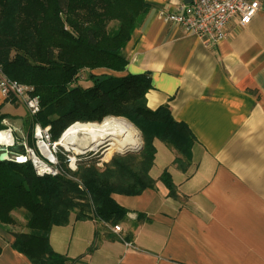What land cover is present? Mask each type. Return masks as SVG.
<instances>
[{
    "label": "crops",
    "instance_id": "crops-1",
    "mask_svg": "<svg viewBox=\"0 0 264 264\" xmlns=\"http://www.w3.org/2000/svg\"><path fill=\"white\" fill-rule=\"evenodd\" d=\"M145 2L147 15L122 51L125 70L94 73H149L146 106H167L190 129L189 158L154 138V187L112 194L124 218L111 224L71 214L50 228L49 244L81 257L76 264H264V6L245 26L231 19L227 37L207 45L161 16L184 0ZM0 114L29 143L26 107L0 94ZM164 170L176 196L160 181ZM12 241L0 228V264H31Z\"/></svg>",
    "mask_w": 264,
    "mask_h": 264
},
{
    "label": "trees",
    "instance_id": "trees-1",
    "mask_svg": "<svg viewBox=\"0 0 264 264\" xmlns=\"http://www.w3.org/2000/svg\"><path fill=\"white\" fill-rule=\"evenodd\" d=\"M148 8L145 0H0V70L32 85L39 96L41 110L32 124L49 126L52 140H57L76 121L121 116L140 129L144 139L140 151L113 155L103 170L94 163L77 165L73 178L39 176L29 160H0V228L13 236L11 247L31 264L77 263L81 257L55 252L48 240L50 228L66 223L71 214L111 224L124 218L127 210L112 194L137 195L154 187L149 176L154 138L189 158L194 140L190 129L174 120L167 106H146L149 73H94L125 70L128 61L122 51ZM5 116L0 114V129ZM28 134L32 138V132ZM58 158L67 168L64 157ZM111 175L121 180L112 182ZM160 181L169 195H177L167 170ZM80 199H88L91 206L81 207ZM18 209L26 212L29 232L6 227L14 221L11 212Z\"/></svg>",
    "mask_w": 264,
    "mask_h": 264
},
{
    "label": "built area",
    "instance_id": "built-area-1",
    "mask_svg": "<svg viewBox=\"0 0 264 264\" xmlns=\"http://www.w3.org/2000/svg\"><path fill=\"white\" fill-rule=\"evenodd\" d=\"M263 6L264 0H189L176 4L170 10L162 11L161 16L165 21L177 24L184 31L197 35L207 45H214L227 37L226 25L231 19H235L239 26H245ZM33 90L32 85L11 79L0 70V94L6 99L22 103L32 117L41 110L40 98ZM49 128L42 127L39 123L33 124V146L24 139L18 141L11 127L1 128L0 152L5 151L6 159L16 162L29 160L39 176L56 177L69 174L68 177L73 178L71 173L77 168L80 153L64 155V163L68 168L65 173ZM16 144L23 146V152L12 151L11 147ZM42 147L46 148L47 154ZM113 230L120 231V226L114 225Z\"/></svg>",
    "mask_w": 264,
    "mask_h": 264
},
{
    "label": "bare ground",
    "instance_id": "bare-ground-1",
    "mask_svg": "<svg viewBox=\"0 0 264 264\" xmlns=\"http://www.w3.org/2000/svg\"><path fill=\"white\" fill-rule=\"evenodd\" d=\"M140 143L139 133L131 122L122 117L107 116L100 123L70 125L54 145H60L79 154L84 149L96 150L103 144L104 157H109L113 153L137 149ZM42 150L46 153V148L42 147Z\"/></svg>",
    "mask_w": 264,
    "mask_h": 264
},
{
    "label": "rangeland",
    "instance_id": "rangeland-1",
    "mask_svg": "<svg viewBox=\"0 0 264 264\" xmlns=\"http://www.w3.org/2000/svg\"><path fill=\"white\" fill-rule=\"evenodd\" d=\"M82 72H83L82 75L84 77H86V74H87L86 70H84V71L82 70ZM115 117H121V116H115ZM122 118H125V117H122ZM125 119L127 121H129L127 118H125ZM129 122H131V121H129ZM80 123H87V122H80ZM95 123H100V122H95ZM133 126L137 129V131L139 133V137L141 139V143H140V146L137 149L128 151L126 153H137L138 151H140V149L142 148L143 143H144L143 135H142L140 129H138L134 124H133ZM30 129L31 128H28L27 129V132L30 133ZM64 131L65 130H63L62 133ZM60 135H59V137H60ZM26 136H27V138L29 140V144L33 146V144H34L33 137L30 138L29 134H27ZM55 141L56 140H52L53 143ZM56 150H57V153L60 154L63 157H65L64 155H67V154H71V155L73 154V151L72 150L65 149L64 147H62L60 145H56ZM104 151H105V147H104L103 144L99 145L96 148V150L84 149L83 152L80 153V157H79V160H78V163L79 164L77 163L76 165H81V164L85 163V165L88 166V165H91V164L94 163L97 168H99L100 170L101 169L103 170V168H104V165L103 164L106 163V162H109L111 160V158L113 157V155H125L126 154V153H124V154L113 153L109 157H104ZM67 169L68 168H65L64 167L65 173H67ZM68 176H70V175L69 174L64 175L65 178L66 177L69 178ZM110 179L112 180V182L113 181L116 182L118 180H121L120 177H117L116 175H111L110 176ZM79 202H80L81 207H83V208H88L89 205L91 206V204H89V200L88 199H80ZM11 214L14 217V221H13L12 224H8L6 226L8 230H11V231H14V232H29L30 231V228L27 226L28 219H27L26 212H25L24 209L14 210V211L11 212Z\"/></svg>",
    "mask_w": 264,
    "mask_h": 264
},
{
    "label": "water",
    "instance_id": "water-1",
    "mask_svg": "<svg viewBox=\"0 0 264 264\" xmlns=\"http://www.w3.org/2000/svg\"><path fill=\"white\" fill-rule=\"evenodd\" d=\"M184 1L187 2L189 0H184ZM11 149L14 152H23V146L21 144H16L13 147H11ZM133 150H135V149H133ZM128 151H131V150H126L124 152H117V153L124 154V153H126ZM5 159H6V152L5 151L0 152V160H5Z\"/></svg>",
    "mask_w": 264,
    "mask_h": 264
}]
</instances>
